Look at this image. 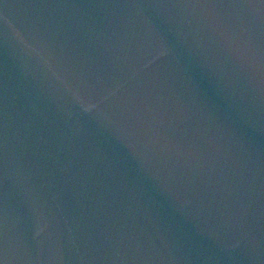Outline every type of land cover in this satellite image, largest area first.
Listing matches in <instances>:
<instances>
[{
	"label": "water",
	"instance_id": "95a60500",
	"mask_svg": "<svg viewBox=\"0 0 264 264\" xmlns=\"http://www.w3.org/2000/svg\"><path fill=\"white\" fill-rule=\"evenodd\" d=\"M0 264H264V0H0Z\"/></svg>",
	"mask_w": 264,
	"mask_h": 264
}]
</instances>
